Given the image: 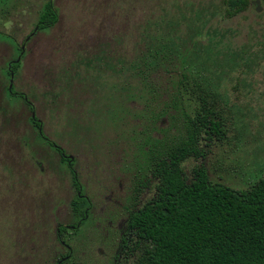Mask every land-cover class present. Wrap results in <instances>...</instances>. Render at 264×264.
<instances>
[{"label": "rangeland", "instance_id": "374dc122", "mask_svg": "<svg viewBox=\"0 0 264 264\" xmlns=\"http://www.w3.org/2000/svg\"><path fill=\"white\" fill-rule=\"evenodd\" d=\"M49 1L0 2V264H56L67 254L58 226L78 223L70 208L76 197L70 167L39 141L33 113L44 136L74 158L92 203L87 223L64 235L73 248L69 263L115 264L121 253L128 255L121 252L126 208L153 198L150 152L175 145L142 144L152 131L148 110L140 100L121 107L117 94L126 83L118 70L142 49L146 34L172 37L182 52L188 49L200 78L227 101V137L201 144L204 157L183 164L187 182L201 167L211 182L235 190L264 177V0H248V8L232 18L226 0H52L59 22L38 31ZM112 52L127 59L116 60ZM19 59L13 89L34 112L6 96L8 64ZM156 124L174 136L168 118Z\"/></svg>", "mask_w": 264, "mask_h": 264}, {"label": "trees", "instance_id": "16d2710c", "mask_svg": "<svg viewBox=\"0 0 264 264\" xmlns=\"http://www.w3.org/2000/svg\"><path fill=\"white\" fill-rule=\"evenodd\" d=\"M6 1L9 0H0L2 3ZM225 5L226 16L232 18L244 12L249 1L226 0ZM58 22V10L50 0L40 15L37 29L50 30ZM154 38L151 34L142 36V49L130 54L134 59L129 58V64L118 70L125 74L126 83L117 94L121 107L126 101L143 102L148 110L144 114L151 122V134L159 132L163 135L160 139L146 132L142 144L175 145L150 152L148 169L151 168L150 173L156 181L153 198L132 211L126 208L129 216L122 245L127 248L128 262L264 264V177L246 190H235L211 182L207 171L201 167L194 171V179L187 182L183 164L189 159L204 157L201 144L220 143L226 139L224 109L228 105L215 86L200 78L199 71L190 62L188 49L183 48L182 52L174 45L172 37ZM15 49L17 55H22V49L17 46ZM112 56L116 60L127 59L121 55L117 57L114 52ZM94 59L102 61L104 58ZM81 61L85 62L83 58ZM8 65L10 69L6 70V77L10 79L11 73L18 74L21 64L10 62ZM161 94L165 96L163 101ZM7 95L24 101L25 106L34 112L24 94L16 93L15 89L10 92L8 87ZM115 115L110 116V120ZM165 118L175 128L173 137L169 136L171 129L159 128L156 124ZM37 120L30 118L34 130L41 128ZM37 138L48 144L40 132ZM75 187L78 189L77 185ZM87 206L85 198L76 196L72 202V214L84 219ZM131 235L135 242L129 244L127 239Z\"/></svg>", "mask_w": 264, "mask_h": 264}, {"label": "flooded vegetation", "instance_id": "af4514ba", "mask_svg": "<svg viewBox=\"0 0 264 264\" xmlns=\"http://www.w3.org/2000/svg\"><path fill=\"white\" fill-rule=\"evenodd\" d=\"M10 69V68H9ZM33 117V115H32ZM40 122V125H41V128L39 129V132L42 136V138L48 143L46 144L50 149L54 150L56 152L57 155H59L60 157V162L62 165H65V166H69L70 167V174L72 176V186L74 188V192H76V196H79V197H83L87 200L89 206H87L85 208V212H86V216L84 219L82 218H76L73 214V217L75 219H77L78 223L77 224H73L71 226L69 225H59L58 226V229H57V239L59 240V243L61 245L62 248H65L67 249V254L65 256H62L58 261H56V264H72V263H69L71 261V259L73 258V248H71V246H69L68 242L64 239V235L67 236V234L69 233H77V231L84 225L87 223V218L89 216V211L91 209V206H92V203H91V200L86 197L84 194H83V191H84V188H83V185L79 182V178H78V173L76 172L75 170V164H74V158L71 160L70 159V156H67L66 155V152L61 148V147H58L56 144H54L53 142H51L50 140H48L44 134H43V124L40 120H37ZM51 146H50V145ZM53 147V148H52ZM63 160H65V162H63ZM75 185L78 186V189L75 187ZM74 199H72V201L70 202V208H71V213H72V202H73ZM84 220V221H83ZM125 228V227H124ZM62 229H65L66 231H62ZM125 234V233H124ZM124 236V235H123ZM131 238H133V235H131V237H129L127 240L128 242H131ZM121 244H122V241H121ZM127 249V248H126ZM123 248V245H122V249H121V252L125 251L127 253V250ZM128 262V257L127 255L125 256V254L121 253L117 260H116V263L115 264H122V263H127Z\"/></svg>", "mask_w": 264, "mask_h": 264}, {"label": "water", "instance_id": "95a60500", "mask_svg": "<svg viewBox=\"0 0 264 264\" xmlns=\"http://www.w3.org/2000/svg\"><path fill=\"white\" fill-rule=\"evenodd\" d=\"M254 9L256 10V12H260L261 11V6H260V2L259 1L254 3ZM19 61H20V59L18 60V62ZM14 77H15V75L13 73H11V83H10V86H9L10 92L12 91V89L14 87ZM35 118H36V114L33 113V119H35ZM70 159L72 160L73 158H70Z\"/></svg>", "mask_w": 264, "mask_h": 264}]
</instances>
